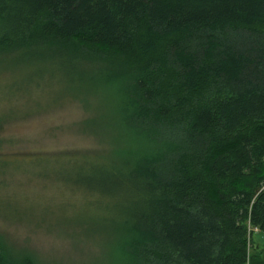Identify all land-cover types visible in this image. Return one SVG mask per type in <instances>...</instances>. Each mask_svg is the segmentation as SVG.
<instances>
[{
  "label": "trees",
  "instance_id": "trees-1",
  "mask_svg": "<svg viewBox=\"0 0 264 264\" xmlns=\"http://www.w3.org/2000/svg\"><path fill=\"white\" fill-rule=\"evenodd\" d=\"M14 51L115 100L122 264H264V0H0Z\"/></svg>",
  "mask_w": 264,
  "mask_h": 264
},
{
  "label": "rangeland",
  "instance_id": "rangeland-1",
  "mask_svg": "<svg viewBox=\"0 0 264 264\" xmlns=\"http://www.w3.org/2000/svg\"><path fill=\"white\" fill-rule=\"evenodd\" d=\"M40 57L0 53V248L12 262L122 264L120 197L94 169L124 163L132 134L108 92L78 93Z\"/></svg>",
  "mask_w": 264,
  "mask_h": 264
},
{
  "label": "built area",
  "instance_id": "built-area-1",
  "mask_svg": "<svg viewBox=\"0 0 264 264\" xmlns=\"http://www.w3.org/2000/svg\"><path fill=\"white\" fill-rule=\"evenodd\" d=\"M254 231H257V229H254Z\"/></svg>",
  "mask_w": 264,
  "mask_h": 264
}]
</instances>
